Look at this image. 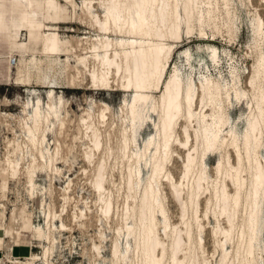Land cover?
<instances>
[{
  "label": "rangeland",
  "instance_id": "1",
  "mask_svg": "<svg viewBox=\"0 0 264 264\" xmlns=\"http://www.w3.org/2000/svg\"><path fill=\"white\" fill-rule=\"evenodd\" d=\"M14 1L15 5H0V23L4 24V27L0 24V56H4L0 59H7L6 67L11 68L13 76V80L7 84L0 83V264H116L112 261L116 244L123 252L122 261L118 264H141V253L136 251V233H127L126 225L136 228V231L139 228L135 216H126V213L128 207L131 210L139 208L143 189L148 182L149 169L144 163L137 165L133 161L136 155L145 151L146 142L151 137L158 139L155 128V123L159 122L158 116L150 113L152 119L138 123L132 137L128 110L131 96L116 91L101 94L95 90L88 92L87 89L92 87L87 72L84 73L83 89L65 88L69 78L75 74L71 67L66 75L58 77L60 87L56 89L53 99L57 112L49 117L51 125L46 131L47 142L42 145V150L34 149L27 128L33 110L29 102L36 103L40 97L44 102L42 108L47 110L44 105L51 88L37 84L36 77H33L31 87L15 84L18 68L17 65L10 66L9 58L19 61L23 57H36L43 60L46 70L48 61L42 55L44 45L41 39L47 33L44 28L46 24L52 29H59L57 33L66 42L65 49H75L69 56L60 57L62 62L69 57L73 66L77 56L91 55L88 52L92 40L101 35L83 8L87 0H56L49 16L46 0ZM218 2L220 9L216 13V24L220 32L212 26L206 29L208 35L205 37L196 27L189 36L185 29L180 43L168 42L174 46V52L165 77L169 80L175 68H178L185 83L193 80L200 85L206 77L231 85L236 83L240 93L246 95L238 98L233 94L231 104H227L230 121L224 135L229 136L232 129L244 134L253 104L250 81L259 53L264 55V44L256 48L254 42L257 17L264 22V0H230L231 16L223 0ZM98 6L94 11L103 16L104 12L98 10ZM22 16L25 29L17 32L10 21ZM30 34L32 44L26 50H12L11 46L26 44ZM210 46L218 49V61L213 60ZM152 95L156 100L161 97L159 92ZM199 103L197 105L201 110ZM104 110L105 117L102 118ZM88 115H91L90 121L98 126L100 149H94L90 140L92 134L86 133L82 119L88 118ZM42 131L38 134L40 139ZM125 132L129 140L124 138ZM178 136L183 142L186 141L182 131ZM193 139L195 141L194 135ZM193 147L191 143L186 147H175L166 172L179 183L183 192L181 198H185L188 205L185 220L193 225V254L201 258L202 264H222L226 256L223 246L231 258L238 248L243 251L249 237L248 228L243 224L245 213L241 212L238 216L237 227L230 241L225 234L230 232V226L224 217L214 215L215 199L212 198L215 189L220 188L224 180V176L217 171L220 163L227 164L226 154L221 151L207 155L202 171L204 188L196 204L191 205L188 193L198 173L190 174L189 179L185 180L184 166L194 151ZM260 160L264 164V147ZM231 162L237 164L236 156L233 155ZM101 167L106 190L102 195L95 188ZM139 168L142 170L141 182H135L130 189V169L137 175ZM247 175V172L243 173L249 182ZM165 180L166 177L162 176L158 189L170 226L165 230V220L159 216L157 229L161 240L169 247L173 229H179L184 234L185 227L182 203L175 197L170 184L162 183ZM229 189L234 192L231 184ZM105 203L111 205L109 213H105ZM196 218H199L198 222ZM19 247L27 250V255L19 257L16 252ZM255 254L259 258L258 264H264V228L261 245L256 247Z\"/></svg>",
  "mask_w": 264,
  "mask_h": 264
},
{
  "label": "bare ground",
  "instance_id": "2",
  "mask_svg": "<svg viewBox=\"0 0 264 264\" xmlns=\"http://www.w3.org/2000/svg\"><path fill=\"white\" fill-rule=\"evenodd\" d=\"M55 1L46 0L48 16L50 8H55ZM223 2L226 4L228 15L231 16L232 3L230 0ZM71 3L75 8L77 7L73 1ZM85 5L83 8L94 21L93 27L97 28L101 35L100 38L92 40V47L88 52L91 55L77 56L75 66L71 64L69 57L62 62L60 57L69 56L75 49H65L66 42H63L57 33L59 29L57 27L52 29L46 24L44 28L47 33L42 36L44 45L42 55L48 61L47 69L44 70L43 60H38L36 57L16 60L18 73L15 84L31 87L34 84L33 77H36L37 84L51 88L47 96L48 101L44 105L47 110L42 108L44 102L40 97L37 98L36 103L29 102L33 110L27 128L33 148L42 150V145L47 142L46 131L51 125L49 117L57 112L53 99L56 89L60 87L58 77L66 75L69 68L72 67L75 74L72 78L68 77L69 82L65 88L83 89L84 73L87 72L92 87L87 89L88 92L95 90L97 94L108 91L128 93L132 98L128 103L132 137L135 136L134 131L138 123L143 124L146 120L152 119L150 113L157 114L159 120L155 123L158 139L151 137L146 142L145 151L136 155L133 161L137 165L144 163L146 169H149V177L142 192L139 208L131 210L128 207L126 213V216H135L139 228L136 231V228L126 225L127 233H136V251L139 250L141 253V264L167 262L202 264L201 258L193 254V225L191 221L185 220L188 210L186 199L181 198L183 192L179 183L166 172L167 163L174 153L173 149L179 145L186 147L189 143L194 146V151L190 150L192 154L190 153L185 163L184 178L188 180L190 174L198 173L188 193L191 205L196 204L204 188L202 171L206 165L207 155L221 151L226 154L227 164L220 163L217 171L224 176V180L220 188L218 186L215 189L212 198L215 199L214 215L224 217L230 226V232L225 233L230 241L232 232L237 227L238 216L241 212L245 213L243 224L248 228L249 237L243 251L238 248L231 258L223 246L226 256L222 264H258L259 258L255 251L256 247L259 248L261 245L264 228V164L260 160L261 150L264 147V55L262 52L259 53L250 81L253 89V95L251 94L253 104L247 129L244 134L232 129L227 136L224 135L230 121L227 104H231L233 94L238 98L245 94L240 93L236 83L231 85L208 77L200 85L193 80L185 83L178 68H175L169 80L165 77L174 52V46L169 45L168 42L180 43L185 29L190 36L197 27L201 36L205 37L208 35L206 29L212 26L215 31L220 30L216 24L218 21L216 13L220 9L218 0H98L97 2L87 0ZM96 5H99L98 10H103V16H99L94 11ZM50 31L53 33H48ZM254 42L256 48L264 44V22L260 17H257V22L254 24ZM209 48H212L213 60L218 61V49L214 46ZM12 58H9L10 66H12ZM153 92L161 93V97L156 100L152 95ZM198 102L201 103V110L198 108ZM101 115L102 118L105 117V110ZM90 116L83 118L82 121L86 133L92 134L90 140L94 149H100L98 126L90 121ZM42 129L43 135L40 139L38 134ZM179 131L184 133L185 142L178 136ZM126 133L124 138L129 140ZM124 147H127L126 142ZM233 155L236 156V165L231 162ZM41 156L44 158L43 151ZM102 169V167L99 169L95 181V188L101 195L106 193ZM246 172L249 175V182L243 177V173ZM141 175L140 168L137 175L130 169L128 181L130 189L135 182H141ZM162 176L166 177L162 183H169L175 197L182 203L185 227L184 234L179 229H173L171 236L169 235L171 243L168 248L161 240L157 229L159 216L165 220V230L170 226L158 189ZM230 184L234 187V192L229 189ZM110 207L109 203H105V213L110 212ZM196 220L198 222L199 218ZM122 254L120 246L114 245L112 261L116 264L121 262Z\"/></svg>",
  "mask_w": 264,
  "mask_h": 264
},
{
  "label": "crops",
  "instance_id": "3",
  "mask_svg": "<svg viewBox=\"0 0 264 264\" xmlns=\"http://www.w3.org/2000/svg\"><path fill=\"white\" fill-rule=\"evenodd\" d=\"M6 3H11V4H14L15 5V1L14 0H11V1H3V0H0V5H3V4H6ZM3 21V20H2ZM3 24V22H1ZM0 23V24H1ZM10 25L12 28H14L17 32L25 29V23H24V19H23V16L20 18V19H11L10 21ZM2 27H4V24L2 25ZM42 39V42H43V37H41ZM32 40H31V34L29 35V39H28V42L26 44H19V45H15V46H11L12 50L15 51V50H20V49H24L26 50L32 43ZM0 57H4V56H0ZM7 62V59H0V83H5L7 84V82L9 81H12L13 80V76L11 75V68H7L6 67V63ZM23 251V252H21ZM17 252V255L19 257H24L25 255H27L28 251L25 250V249H20V247L16 250ZM12 253L14 254V249L12 251ZM14 257V256H13Z\"/></svg>",
  "mask_w": 264,
  "mask_h": 264
},
{
  "label": "built area",
  "instance_id": "4",
  "mask_svg": "<svg viewBox=\"0 0 264 264\" xmlns=\"http://www.w3.org/2000/svg\"><path fill=\"white\" fill-rule=\"evenodd\" d=\"M16 58H12V65H16Z\"/></svg>",
  "mask_w": 264,
  "mask_h": 264
}]
</instances>
